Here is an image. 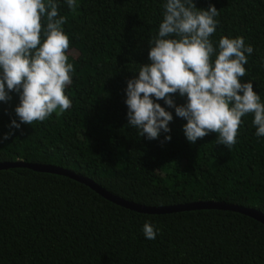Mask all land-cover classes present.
<instances>
[{"label": "trees", "instance_id": "16d2710c", "mask_svg": "<svg viewBox=\"0 0 264 264\" xmlns=\"http://www.w3.org/2000/svg\"><path fill=\"white\" fill-rule=\"evenodd\" d=\"M54 2L67 21L72 106L16 129L19 95L10 93L0 101V162L66 168L146 206L214 200L264 213V136L255 134L254 114L241 118L230 149L215 133L189 143L186 121L163 100L173 114L170 141L161 143L163 132L150 141L127 124V81L150 62L166 0H76L75 10ZM193 2L218 9L214 48L222 36L253 47L241 81L264 103V0ZM146 221L159 230L154 240L145 238ZM0 264H264V225L218 209L139 213L69 177L15 167L0 170Z\"/></svg>", "mask_w": 264, "mask_h": 264}, {"label": "clouds", "instance_id": "9594fccd", "mask_svg": "<svg viewBox=\"0 0 264 264\" xmlns=\"http://www.w3.org/2000/svg\"><path fill=\"white\" fill-rule=\"evenodd\" d=\"M66 3L69 9L77 7L76 0ZM163 9L158 35L149 41L150 62L127 81L128 126L150 141L161 132V143L170 141L173 114L157 102L163 100L186 121L183 132L189 143L215 133V143L230 149L247 114H254L255 134L264 136V103L251 81H241L253 47L243 37L222 36L214 48L209 39L218 24L214 5L197 10L193 0H166ZM66 22L54 0H0V101L9 102L12 92L19 95L15 113L20 123L12 120L11 127L43 122L72 106L65 94L75 70L66 55ZM175 94L186 102L177 105ZM158 231L150 222L143 225L148 240Z\"/></svg>", "mask_w": 264, "mask_h": 264}, {"label": "water", "instance_id": "95a60500", "mask_svg": "<svg viewBox=\"0 0 264 264\" xmlns=\"http://www.w3.org/2000/svg\"><path fill=\"white\" fill-rule=\"evenodd\" d=\"M15 167H24L37 172H45V173H53L57 175H62L69 177L73 180H76L90 189L95 191L97 194L101 195L103 198L119 205L124 208L146 214H165V213H173V212H181V211H189V210H197V209H218V210H228L233 212H238L249 216L256 221L262 223L264 225V213L258 209L248 208L240 205L230 204L221 201L214 200H199L188 203H178L168 206H146L142 204H138L132 201H128L123 199L115 194H112L108 190L104 189L100 185H98L91 178L80 175L66 168H62L59 166H55L52 164H39V163H31L24 162L22 160L17 161H4L0 162V170L15 168Z\"/></svg>", "mask_w": 264, "mask_h": 264}]
</instances>
